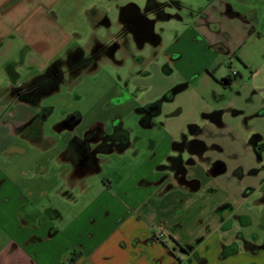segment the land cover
I'll return each instance as SVG.
<instances>
[{"label": "crops", "instance_id": "obj_1", "mask_svg": "<svg viewBox=\"0 0 264 264\" xmlns=\"http://www.w3.org/2000/svg\"><path fill=\"white\" fill-rule=\"evenodd\" d=\"M203 1V6L195 11L192 6L182 5L184 1L179 3L178 0H0V52L15 51L19 55L14 62L4 61L3 65L5 80L0 85V150L2 147L14 148L16 152L23 153L24 149L18 145V140H22L40 151L38 159L29 162L27 168L22 170L28 174L22 173L21 179L0 168V264H136L137 258L138 264H180L175 263L167 253L168 236L187 244L202 237L196 251L207 263L192 264H247L250 261L247 252L219 260L222 233L215 212L217 202L210 203L207 208L198 205L195 208L196 199H201L206 190L216 187L215 180L222 172L208 176L203 175V171L196 173L198 184L193 189L175 187L167 191L164 184H156L160 174L155 172V166L165 157L178 152L174 147L178 137L172 135L155 141L153 151H148L142 161L140 154L136 156L133 170L119 176V182H116V192L121 196L119 200L110 194L113 202L108 206L100 205L112 189L110 183L102 181L98 188V203H90L92 209L87 205L86 212L69 221L62 229V212L49 204L44 208L47 213L44 216L37 196L42 200L55 195L75 202L77 193L84 195L93 189L89 178L104 170L103 161L99 159L96 167L89 169L84 163L79 167L74 158L93 148L95 143H87L85 139L94 131L96 124L109 120L115 109L106 108L86 117L77 114L72 126L54 125L50 129L54 136H47L45 122L37 129L23 127L38 113L40 103L20 99L12 92V87L19 84L34 85L38 80L34 78L52 62L67 60V52L80 48L76 44V37L82 33L88 38L95 31L97 35L99 30L104 29L120 32L128 28V32H131L135 25L128 18L133 19L138 13H149L147 17L153 20V34L157 38L154 46L157 48L161 40L157 23L172 18L180 21L184 27L193 23L190 35L195 33L193 28L200 31L199 48L208 47L212 51L204 57L201 67H207L208 61L211 63L218 56L219 47L226 50L228 55L236 56L240 47L251 38L250 33L262 30L264 20L256 18L257 22H254L252 18L258 16L256 6L264 7V0L255 3L249 0ZM161 5H165L162 15L157 12V7ZM114 13H117L116 18L112 16ZM194 17L195 22L192 20ZM241 17H246V20ZM260 38L261 34L258 36ZM178 41L180 44L185 40L180 38ZM179 44L170 51H177L179 58H182L183 54L177 48ZM171 55L164 54L163 58L166 63L169 62V66L179 70L180 61L175 62L179 58L171 60ZM4 56L8 58L7 54ZM33 62L38 73L29 78L25 76V80L21 81L17 64L23 67ZM179 73L183 79L188 76V71L181 68ZM202 124L210 126L205 117ZM180 131L185 133V128ZM246 132L242 135L243 140ZM197 134L193 132L188 141L194 138L207 141V137ZM33 179L39 181L35 187L30 184ZM143 179L153 180V187L141 185ZM225 202L230 203L228 199ZM102 212L107 218L106 222L100 219ZM137 212H144L141 214L144 218L136 217ZM205 213L212 218L205 223L204 232L192 230L191 218ZM56 219L63 222L57 223ZM126 223L127 228L122 232L120 229ZM151 229L163 234V242H145ZM213 231L217 233V246L208 251L203 246L208 239L206 234ZM58 235L62 237L54 243Z\"/></svg>", "mask_w": 264, "mask_h": 264}, {"label": "rangeland", "instance_id": "obj_2", "mask_svg": "<svg viewBox=\"0 0 264 264\" xmlns=\"http://www.w3.org/2000/svg\"><path fill=\"white\" fill-rule=\"evenodd\" d=\"M124 1L128 2V0H121V2ZM178 1L179 3L184 1V3H181L182 5L188 4L195 11L202 7L204 2L203 0ZM249 1L255 3L258 0ZM256 8L259 13L258 16L254 15L252 18L254 22H257L258 18L264 20V7L260 8V5H258ZM112 16L116 18L117 13L112 14ZM191 27H194L193 23L184 27L175 18L160 21L156 25L161 35L160 46L157 48L146 44L142 50L136 49L132 52L137 59L140 58L142 61L135 63L133 58L130 57V52L128 53L129 56H124L121 51L115 54L113 60H107L106 57H102L95 63V66L77 69L69 75L65 74L62 82L57 85V89L52 94L44 95L41 98L39 108L49 110V116L45 121V130L47 136H54L50 130L54 125H64L63 127H65L66 122L76 119L75 116L77 114H82V116L86 117L95 112L104 111L107 108L108 101H110L112 96L118 95V92L135 93L140 101L153 99V102L159 100L164 104L166 102L162 98L167 96L168 91H171L172 88L180 87L178 91L172 93L173 99L167 106V112L163 113L161 111L157 116L159 120L155 121L163 122V125L167 122L166 126L156 129L151 132V135L158 142L166 135L177 136L178 141L182 140L184 136L183 140L188 141V137H192L194 129H197L202 131L201 136L207 137V143L219 147V150L213 149L214 151L207 152L205 156L202 155L210 157L213 162H223L226 167L225 172L217 176L215 188L206 190L205 196L201 199H196L195 208H197V205L198 207L207 208L210 203L213 204L215 202L218 203H216L217 206L228 199L236 208V218L233 219V232H231L233 234L234 232L243 234L244 240L239 243L241 253H243L245 252L244 241H251L253 232L264 234V229L260 227V220L264 219V202L262 201L264 197V170L258 175L249 173L258 163L253 158L248 146V141L251 139L252 134L256 132L260 133L264 139V116L256 115V113L262 112L264 109V23L260 32L250 33L247 31V33H250L251 38L247 40L243 47H240L241 49L236 56L230 58V55L225 52L226 50H220L218 56L211 63L208 61L207 67H201L203 66V59L207 53L212 51L208 47L206 49L204 47L199 48V43L201 42L200 31L193 28L195 33L190 35ZM99 32L97 35L96 31L91 36L86 35L88 38L85 37L84 33L76 37V44L80 49L86 50L85 54L93 50L96 45L109 44L119 34L117 30L107 31V29H104L99 30ZM183 32L184 35H182ZM260 34L261 38L258 39ZM180 38L185 41L179 44L178 40ZM128 44L132 46L134 41H131L130 38ZM176 44H179L177 48L181 50L182 58H179L177 51L175 53L170 51L173 50ZM168 53L172 54L171 56L176 57V59L179 58L175 61H180L179 70L169 66V63L167 65L163 55ZM5 54L8 55V58L4 56ZM5 54L0 52V85L5 80L3 72L4 61L14 62V60L19 58L18 52L15 51ZM64 54L62 57H64ZM171 68L172 70H170ZM180 68L182 71H188V76L185 79L179 73ZM16 70L22 76L21 81L38 73L34 62L23 67L19 63ZM230 70L238 73L236 80L232 85L221 86L219 82L230 74ZM214 110L221 113L224 112L220 120L221 123L219 125L203 126L204 116ZM234 111H238V113L234 114ZM182 128H185V133H181L180 130ZM245 130L247 131V136L243 140L242 135ZM149 134L150 132L146 131L144 127H140L139 131L136 132V135L140 137L138 148L141 150V161L148 152L146 142ZM18 145L24 149L23 153L16 152L14 148H1L0 168L6 169L8 173L21 179L22 173L28 174L27 171L22 170L27 168L29 162H34L38 159L40 151L31 144L23 143L22 140H18ZM111 159L113 169H108L106 165H103L104 170L101 173L93 174L89 178L93 189L84 195H78L77 193L75 202L55 195L47 196L42 198V200H40L41 197L37 196L39 208L44 216L47 214L44 212V208L49 206V204L55 205L59 212L64 215V223L61 225V228L64 229L69 221L86 212L85 208L90 206V203L95 204L99 198V183H102V181L108 182L111 177L110 173L117 174L114 176L119 178L121 175L124 176L130 173L135 165L133 164L134 158L132 162H128L123 157H111ZM239 166L243 167L244 175L241 178L233 174V171ZM23 179L27 180L25 176H23ZM109 183L112 189L108 191L109 194L104 198L105 201L100 202L102 203L100 205H107L113 202L110 194L116 200L121 198L116 192V182L113 184L112 182ZM30 184L35 187L36 184H39V181L33 179ZM246 188H255V192L247 195L249 192H246ZM151 205L153 207V203ZM95 207L96 205H94V209ZM90 208L92 209V206ZM103 210L105 211V209ZM141 214H144V212H137L135 216L144 218ZM227 214L224 213L223 215L226 216ZM104 218L105 214L103 215L102 212L100 219L106 222L107 218ZM209 218H212V216L206 213L196 218L192 217V222L189 221V223L191 222V229H200L204 232L205 223L209 222ZM56 221L57 223L63 222L57 219ZM248 221L251 222L249 225L246 223ZM126 225L127 223L120 229L122 232L125 231V227L127 228ZM188 231H190V228ZM206 236L208 239L203 248L211 251L212 248L217 246V233L214 231L209 232ZM61 237L62 235H58L53 242L56 243ZM166 242L168 243L169 241L166 240ZM137 260L136 264L139 263Z\"/></svg>", "mask_w": 264, "mask_h": 264}, {"label": "flooded vegetation", "instance_id": "obj_3", "mask_svg": "<svg viewBox=\"0 0 264 264\" xmlns=\"http://www.w3.org/2000/svg\"><path fill=\"white\" fill-rule=\"evenodd\" d=\"M164 6L165 5L157 7L158 14L162 15V8ZM176 6L179 8V4L177 5L176 3ZM148 14L149 13H138L134 16L135 18H128V20L132 21V23L134 22L135 25L131 32H128V28H124L119 32L117 35L118 37L113 38L109 44L102 46L96 45L93 50L87 53L88 56L85 54L86 50L80 48L67 52V60L52 62L39 74V76L34 78L38 79L34 85L24 86L19 84L18 86L12 87V92L20 99L25 98L36 104L44 95H50L57 89V85L62 82L65 74L69 75L77 69H85L92 65L95 66V63L102 57H106L107 60H113L115 54L121 51L124 56H129L128 53L130 52V57L133 58V62L135 63L142 61L140 58L137 59L132 52L136 49L142 50L146 44L153 47L157 44L156 35L153 34V20L147 17ZM241 18L246 20V17ZM192 20L195 22V17ZM130 38L131 41H134V45L132 46L128 44ZM219 49L223 50L222 47H219ZM231 57L232 56H230V58ZM175 58L176 57L171 56L170 59L173 60ZM168 63L169 62H167V65ZM237 75V72L230 70V74L223 78L219 84L221 86L232 85ZM178 89H180V87L172 88L171 91H168V94H166L167 96L162 98V100L166 102L164 104L159 100L153 102V99L140 101L135 93H128L125 91H121L118 95L112 97L107 103V108L110 110L115 109V111L112 113L111 117H109V120L101 124H96L94 131L88 134L85 142L88 143L92 141L95 144L92 145L93 148H91L88 153L76 155V158H74L76 164L82 167L84 163L89 169L95 168L96 161L100 159L103 161L102 166L106 165L108 169H113L111 157L115 156L118 158H126L129 162L138 156L141 151L138 148L140 137L136 135L140 127H144L146 131L150 132L146 142V149L147 151H153L156 140L151 135V132L163 127V122H155L159 120L157 116L161 111H163V113L167 112V106L173 99L172 93L178 91ZM37 97L39 98L37 99ZM236 113H238V111H234V114ZM223 114L224 112L221 113L220 111L214 110L204 117L207 118L210 125H219ZM256 115L264 116V109L262 112L256 113ZM48 116L49 110L45 108L39 109L38 113L23 125V127L27 129H37L46 121ZM76 119H71L69 122H66V126H72L76 122ZM194 132L201 135L202 131L196 129ZM183 138L177 141V143H174V147L178 152L174 156L165 157L163 162L157 164L154 169L156 173L160 174V177L155 181L156 184H164V189L167 191L173 190L175 187L193 189L198 184V177L195 175L198 172L201 173L203 171V175L205 176L217 172H225L226 167L223 162H213L210 157H204L207 152L214 151L213 149L219 150V147L207 143L203 138H194L190 141H185ZM248 146L253 158L257 161L256 163H258L249 173L258 175L264 170V139L262 135L257 132L252 134L251 139L248 141ZM200 148L205 149L203 153L204 156L197 153ZM207 165L208 167L206 168ZM233 174L238 178L243 177V167H237L233 171ZM110 175L111 177L108 179V182L104 181L105 184L109 182L113 184L118 181L117 179L119 178L114 176L117 174L110 173ZM140 183L143 186L153 187L154 181L143 179ZM247 191L249 192L247 195L252 194L255 192V188H246V192ZM262 201L264 202V197ZM215 212L218 215L222 233L218 259L224 261L241 253V246L239 243L244 240V236L241 232L232 233L233 219L236 218V208L232 204L228 202L221 203L217 206ZM224 213H228V216L225 217L223 215ZM246 223L249 225L251 222L248 221ZM260 224L261 229H264L263 218L260 220ZM162 240L163 234L151 229L145 242H163ZM167 240L169 241V244H167V253L172 257L175 263H207V260L201 259L196 251L197 244L202 240V237H197L191 244L182 243L172 236H168ZM244 243V250L250 256V261L247 264H264V234L253 232L251 241H244Z\"/></svg>", "mask_w": 264, "mask_h": 264}, {"label": "water", "instance_id": "obj_4", "mask_svg": "<svg viewBox=\"0 0 264 264\" xmlns=\"http://www.w3.org/2000/svg\"><path fill=\"white\" fill-rule=\"evenodd\" d=\"M204 151H205V149H203V148H200L199 150H198V152L197 153H199V154H203L204 153Z\"/></svg>", "mask_w": 264, "mask_h": 264}]
</instances>
